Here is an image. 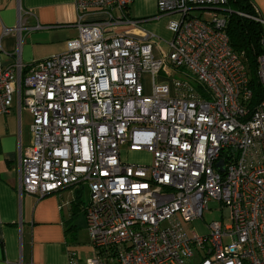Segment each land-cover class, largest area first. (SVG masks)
Masks as SVG:
<instances>
[{
  "label": "built area",
  "instance_id": "1",
  "mask_svg": "<svg viewBox=\"0 0 264 264\" xmlns=\"http://www.w3.org/2000/svg\"><path fill=\"white\" fill-rule=\"evenodd\" d=\"M133 1L75 0L77 36L65 53L0 68V115L16 100L31 116L18 192L86 188L92 253L82 261L69 251L67 264H264V52L253 104L248 66L226 33L228 0H157L158 16H177L167 51L151 33L115 30L137 28ZM254 11L239 15L263 27L264 49ZM95 13L105 18L84 21ZM121 148L149 162H122ZM211 201L230 223L188 230Z\"/></svg>",
  "mask_w": 264,
  "mask_h": 264
},
{
  "label": "crops",
  "instance_id": "2",
  "mask_svg": "<svg viewBox=\"0 0 264 264\" xmlns=\"http://www.w3.org/2000/svg\"><path fill=\"white\" fill-rule=\"evenodd\" d=\"M250 4L264 20V0ZM128 10L138 21L129 31L157 36L156 49L167 51L172 34L166 26L173 15L158 16L157 0H134ZM19 15L21 28L13 31ZM104 18V13L88 14L84 21ZM77 20L75 0H0V68L16 58L28 67L65 53L77 36ZM30 124V114L19 110L16 100L9 114L0 115V264H67L70 246L77 244L73 223L80 206L83 214L82 192L66 188L41 199L18 192L20 151L31 143Z\"/></svg>",
  "mask_w": 264,
  "mask_h": 264
},
{
  "label": "trees",
  "instance_id": "3",
  "mask_svg": "<svg viewBox=\"0 0 264 264\" xmlns=\"http://www.w3.org/2000/svg\"><path fill=\"white\" fill-rule=\"evenodd\" d=\"M227 20L226 33L232 49L243 54L251 76V89L253 92V104L262 98V89L256 81V61L264 52L261 45L263 27L252 20L239 14L255 17V11L250 0H228L224 12Z\"/></svg>",
  "mask_w": 264,
  "mask_h": 264
},
{
  "label": "rangeland",
  "instance_id": "4",
  "mask_svg": "<svg viewBox=\"0 0 264 264\" xmlns=\"http://www.w3.org/2000/svg\"><path fill=\"white\" fill-rule=\"evenodd\" d=\"M132 9V8H131ZM200 12H196V15H200ZM202 16L205 19H208V17L206 16L207 14L204 12H201ZM115 17H119L118 12L114 13ZM224 15L223 13L221 14V16ZM176 15L171 16V18H176ZM165 21V20H163ZM131 30V29H135L134 26H127V27H118L115 30ZM185 70H178V69H174V72H182ZM186 73L188 74V72L186 71ZM189 75V74H188ZM171 80V79H170ZM149 78L148 77H143V85H144V89L146 92H149V88H150V83H149ZM120 158L122 160V162H125L127 164H140V165H144L147 164L149 162V155L146 154L145 152H136V153H132L130 151H128L127 148H121V153H120ZM88 199V192L85 189L82 190V194H81V202L82 203H86ZM220 204L218 202L215 201H211L209 203V211H206L203 213V216L201 218V220H195L190 222L187 225V229L188 230H192L196 233H204L205 230V226L209 225L211 222L214 221H223V223L225 225H228L230 223V221L228 219H222V210L220 209ZM82 214V206L79 207V213L76 216L75 220H74V225L78 228L77 229V236H76V240H77V244L75 245H71L70 246V250L71 252L75 253L80 260H84L86 257L90 256L92 253V249L90 246H88V244H86V242H88L89 240V235L88 232L85 228L84 225V221H83V214Z\"/></svg>",
  "mask_w": 264,
  "mask_h": 264
},
{
  "label": "water",
  "instance_id": "5",
  "mask_svg": "<svg viewBox=\"0 0 264 264\" xmlns=\"http://www.w3.org/2000/svg\"><path fill=\"white\" fill-rule=\"evenodd\" d=\"M222 164H223V162H222V161H219V162H218V164H217V166L219 167V170H220V171H222V170H223V169H222V167H221V166H222Z\"/></svg>",
  "mask_w": 264,
  "mask_h": 264
}]
</instances>
